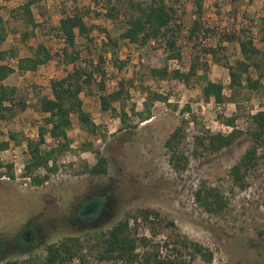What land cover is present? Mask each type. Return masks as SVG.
I'll use <instances>...</instances> for the list:
<instances>
[{
	"label": "trees",
	"instance_id": "1",
	"mask_svg": "<svg viewBox=\"0 0 264 264\" xmlns=\"http://www.w3.org/2000/svg\"><path fill=\"white\" fill-rule=\"evenodd\" d=\"M43 0H26L13 12L24 21L26 30L22 40L27 41L33 31L43 27L37 20L33 6L42 9ZM101 11L97 9L75 8L70 13L62 12L59 24L55 28L61 38H65L64 46L54 52L47 43L39 42L30 47V53L20 56L16 47L0 50V121L14 117L18 110L26 108L25 100L19 97V88L7 84L6 80L14 73L35 72L51 60H57L65 67L64 75L52 79V94L39 97V109L45 114L44 123L39 127L38 137L27 142L28 158L25 161L23 176L31 177V185L42 186L53 174L61 168L60 157L72 149L73 137L69 132L73 127V116H77L79 124L88 134V138L80 142V148L91 151L95 155L94 163H85L82 172L92 176L107 175L109 160L103 152L102 140L107 142L108 135L102 125L97 123L85 108L82 94L91 93L94 87L100 92L101 108L112 111L120 118L119 130H129L137 127L153 117L155 102L169 100L168 95L157 91L146 94L143 108L138 109L136 103L129 106L130 79H118L113 90H108L111 79L106 68L108 56L118 70H123L129 63L128 59L120 57V41L134 45L140 50H148L161 46L164 51L161 66L148 67L149 75L157 80L181 81L190 86L193 81L201 84V97L205 102L214 100L225 104L233 101L238 106L232 116L223 117L224 122L233 128L224 133H210L203 130L194 137L195 157L216 154L232 146L243 135L251 137V144L239 160L229 170L233 188L246 190L251 186L249 180L252 172L264 163V109L248 113L249 125L247 130L237 128L236 121L242 116L240 108L244 92H259L264 90V18L261 40L263 45L256 43L253 36V25H242L237 29L216 30L205 19L204 0H94ZM191 2L194 18L189 25L184 22L186 3ZM232 6L234 18L243 0H227ZM121 23L119 37H113L111 32L97 23L100 15ZM236 16V17H235ZM245 16V15H244ZM249 22H253L245 16ZM104 34L100 47L96 44V33ZM187 41L196 40L193 48L195 54L187 69L170 70V60H183L181 39L184 34ZM9 33L5 19L0 14V45L8 39ZM218 36L213 45L206 43L208 39ZM224 43H238L241 56L233 61L224 53ZM87 44L97 47V61L84 56ZM223 52V53H222ZM223 54V55H222ZM212 57L214 64H220L229 71L230 96L225 93L226 85L213 78V67L208 60ZM85 57V58H84ZM10 58L17 59L14 67L7 62ZM70 67V68H69ZM250 100V97L247 96ZM174 109L178 105H170ZM119 107V108H118ZM190 106L186 105L181 113L183 117L179 125L168 135L164 142L169 162L178 171H185L190 165L191 156L187 152V125L189 120L186 113ZM135 117L138 122H135ZM9 140L0 137V153L10 146V141H19L17 133L10 131ZM48 136L51 142H48ZM0 178L4 175L15 179L14 165L11 162L0 161ZM111 187V186H110ZM108 187L100 190L106 191ZM111 191V190H109ZM104 193V192H103ZM197 204L207 213L216 216L224 215L230 209L231 197L218 185L207 179L201 180L194 191ZM80 200L76 204L73 213ZM116 197H109L101 214L91 221H79L78 232L66 234L58 241L47 240L46 234L37 230L38 234L28 240L22 236L24 232L36 229L32 220L24 224L10 239L6 238V248L0 254V264H73L77 258L80 264H87V253L95 254L97 261L113 264H192L201 259L206 264H212L215 251L204 243L191 239L180 231L173 219H167L153 208H138L136 211H126L124 216L109 228L104 226L116 214ZM157 221L170 230L168 241L157 242L147 234L140 232L143 222L154 231ZM75 225V224H74ZM34 235V233H32ZM18 237V240H15ZM43 247L41 255L34 254L35 250ZM86 250V251H85ZM84 251L86 253H84ZM26 255V256H24ZM24 256V257H22ZM22 257V258H17Z\"/></svg>",
	"mask_w": 264,
	"mask_h": 264
},
{
	"label": "rangeland",
	"instance_id": "2",
	"mask_svg": "<svg viewBox=\"0 0 264 264\" xmlns=\"http://www.w3.org/2000/svg\"><path fill=\"white\" fill-rule=\"evenodd\" d=\"M25 1L0 0V14L5 19L9 33L8 39L0 45V50L16 47L20 56L29 54L30 47L39 42L47 43L54 52L64 46L61 36L55 30L63 11L70 13L75 8L101 11L94 0H43L42 9L33 6L37 20L43 27L35 29L34 34L24 42L22 36L26 26L13 10ZM204 3L205 19L211 27L216 30H230L249 23V27L253 25L256 43L263 45L261 36L264 0H243L236 18L227 0H204ZM193 10L192 3H186L182 17L187 25L194 18ZM244 15L253 22H249ZM96 21L106 27L113 37H119L121 23L114 22L103 14ZM185 35L187 32H184L181 39L183 60L180 67L183 69L190 66L195 54L193 45L196 42H188ZM96 37V44L100 47L104 34L97 32ZM217 40L218 36L208 39L206 43L214 45ZM120 45V57L128 59L129 63L123 70H118L108 56L105 64L111 77L108 90L116 87L118 79L125 78L133 81L129 84V106L136 103L138 109H142L146 94L150 91L168 95L169 100L155 102L150 120L139 122L135 128L121 131L120 118L112 111L102 110L100 92L96 87L91 93L82 94L85 108L108 135L107 142L98 140V143L103 144V152L109 160L108 174L92 176L82 172L86 162H95V155L80 148V142L87 139L88 134L74 115L73 127L69 132L73 137L72 149L60 157L61 168L48 182L42 186H33L31 183L24 185L22 180L16 179V175L15 179L4 178L7 175L0 178V235L10 239L24 224L32 220L39 231L46 234L47 240L58 241L66 234L78 232L77 224L80 220L91 221L97 218L107 199L115 196L116 214L104 226L105 229L122 218L126 211L133 212L138 208L149 207L159 211L167 219H173L180 231L191 239L210 246L215 251L212 264H264V163L250 175L251 186L246 190L233 188L229 175L231 167L251 144V137L243 135L232 146L216 154L195 157L192 153L196 134L203 130L219 133L224 118L232 116L238 106L233 101H227L221 109H216L214 100L205 102L202 99L201 84L196 81L187 86L178 80L153 79L149 75L148 67L163 64L165 54L161 46L142 51L124 40L120 41ZM224 46L226 50L223 52L231 61L234 62L241 56L238 43H224ZM96 52L97 47L94 45H85L84 56L87 58L97 61ZM208 60L213 67L214 80L225 83L226 95L230 96L228 69L214 64L211 56ZM64 69L54 59L35 72H16L6 80L7 84L19 88L18 99L25 100L26 108L18 110L8 120L0 121V137L6 140L10 131L18 134L20 142L10 143L16 149V159L21 164L28 158V135L39 131L46 116L39 109V97L52 94L51 81L63 76ZM170 105H178V108L174 109ZM186 105L190 106L185 117L189 120L186 148L191 162L187 170L178 172L169 162L164 142L179 125L183 117L181 110ZM239 105L242 116L237 119L236 125L247 130L248 113L264 109V90L263 93L245 91ZM135 122H138L137 117ZM48 142H51L49 136ZM5 156L10 159L12 157L9 153ZM3 169L0 168V171ZM203 179L218 185L231 197L230 209L224 215H211L195 201L194 191ZM106 187V191L99 192ZM79 200L81 203L71 213ZM140 223L141 233L157 242L169 240L170 230L158 221L154 224L156 236H153V230L148 224ZM43 252V247H39L34 254L41 255ZM85 255L87 264H113L97 261L94 253ZM73 264L80 262L75 261ZM192 264L206 263L198 258Z\"/></svg>",
	"mask_w": 264,
	"mask_h": 264
},
{
	"label": "built area",
	"instance_id": "3",
	"mask_svg": "<svg viewBox=\"0 0 264 264\" xmlns=\"http://www.w3.org/2000/svg\"><path fill=\"white\" fill-rule=\"evenodd\" d=\"M62 40H63V42H65V38H62ZM7 62L15 67L17 65L18 61H17L16 58H10L9 60H7ZM168 66H169L170 70L181 68L180 67V61H178L176 59L170 60ZM226 92H227V89H225V93ZM215 106H216V109L217 108L221 109L223 104H219V103L215 102ZM233 128L234 127H232L230 125L222 123L220 125V127H219V133L226 134V133L232 131ZM237 128H239L238 125H237ZM28 136L30 137V139H34L35 137L38 136V132L36 134L34 132H32ZM6 140H9V137ZM6 153H9V155L12 156L11 159H10V157L5 156ZM0 161L3 162V163H8V162L13 163L14 168H15L16 179L22 180L24 185H28L29 183H31V177L30 176H23V169H24L25 163L21 164V163L18 162V160L16 159V149L13 147V145L11 143H10V146H9L8 149L1 151V153H0ZM4 178L10 179V177H8V176H4ZM75 261H77L78 263L80 262L79 258H77ZM56 264H58V263H56Z\"/></svg>",
	"mask_w": 264,
	"mask_h": 264
},
{
	"label": "flooded vegetation",
	"instance_id": "4",
	"mask_svg": "<svg viewBox=\"0 0 264 264\" xmlns=\"http://www.w3.org/2000/svg\"><path fill=\"white\" fill-rule=\"evenodd\" d=\"M35 228L36 229H32L27 232H24L22 236L26 237L28 240H30L32 236L35 237L38 234L37 230L39 231V228L37 226H35ZM32 233H34V235H32ZM18 239L19 238L16 237L15 240H18ZM5 241H6V237H3L2 235H0V254L6 248Z\"/></svg>",
	"mask_w": 264,
	"mask_h": 264
}]
</instances>
